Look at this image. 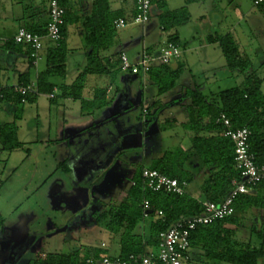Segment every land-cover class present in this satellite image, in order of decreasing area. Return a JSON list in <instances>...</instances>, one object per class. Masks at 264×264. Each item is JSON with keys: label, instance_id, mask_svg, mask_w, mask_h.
I'll return each mask as SVG.
<instances>
[{"label": "rangeland", "instance_id": "rangeland-1", "mask_svg": "<svg viewBox=\"0 0 264 264\" xmlns=\"http://www.w3.org/2000/svg\"><path fill=\"white\" fill-rule=\"evenodd\" d=\"M178 9H186L189 18L169 31L170 38H176L182 47L181 57L170 64L174 69L179 63L182 72L169 91L158 94L148 75L121 72L119 65L109 76L88 75L85 79L82 99H89L92 87L104 85L108 89L105 106L88 104L82 109L81 99L62 97L60 88L75 81L86 66L89 51L77 25L69 22L66 75L51 79L56 85L52 93L55 99L39 94L34 102L20 107L0 103L4 108L0 110L1 125L6 121L7 108L16 114L12 122L20 142L13 150L2 152L7 166H15V170H0V236L3 224H15L24 213L33 215L27 227L37 232L36 244L19 264H27L39 252L83 254L97 250L100 257L118 256L114 250L118 240L106 230L108 208L124 199L131 185V167L148 166L151 159L176 150L181 135L192 134L180 124L187 119L182 105L191 102L186 91L196 89L210 99L220 91L243 86L244 79L253 74L264 93V5L255 6L253 0H154L149 20L115 29L105 54L118 58L123 53L130 63L138 61L143 49L157 56L168 40V34L160 29L159 15ZM133 14L125 15L128 22ZM215 33L230 34L240 53L252 62L247 72L228 68L219 46L206 40L208 34ZM170 118H176L177 124L166 123ZM81 171L85 173L81 175ZM56 179L60 182H54ZM198 183L197 179L189 182L187 193L203 198ZM52 190L63 192L60 195L66 200L51 198ZM155 217L154 212L145 218L135 232H141L143 226L147 230ZM256 229L264 231V226ZM249 231L248 223L238 228L236 238L247 241ZM253 238L255 244L261 241L256 233ZM148 250L157 253L155 248ZM187 264H200L199 258ZM257 264H264V258Z\"/></svg>", "mask_w": 264, "mask_h": 264}, {"label": "trees", "instance_id": "trees-1", "mask_svg": "<svg viewBox=\"0 0 264 264\" xmlns=\"http://www.w3.org/2000/svg\"><path fill=\"white\" fill-rule=\"evenodd\" d=\"M153 1L151 0V4ZM60 5L65 9L64 24L61 29L62 39L56 44L51 43V47L47 49L45 68L38 74L35 91L21 96L14 91L16 86L1 88L0 102H12L17 107L25 103H32L41 93L48 95L53 93L56 85L52 82V77H65L66 25L69 22H77L78 19H74L73 15L81 12L82 9L75 8L73 11V8L68 6L67 0H60ZM120 13L119 10H110L109 0H94L92 14L83 19L81 23L82 37L85 45L89 48L86 54V66L71 85H64L60 89L64 98L81 99L82 109L88 104L89 106L94 104L97 108L107 104L105 88L97 87L92 99H82L81 94L88 75L109 76L113 73L110 68L121 66L120 55L115 58L112 55L108 57L99 53L108 50L111 46L116 29L114 21L123 16ZM159 16L160 29L164 34H168L167 42L179 45L176 38H170L169 31L188 20L186 9L168 11ZM26 29L42 37L46 35V24ZM206 40L219 46L229 69H239L244 73L252 67L251 60L240 53L230 34H208ZM17 45L27 47L29 62L32 63L30 46ZM172 63L175 61L170 64ZM170 64L155 62L146 73L149 80L156 85L158 94L172 89L182 72L179 63L174 69L170 67ZM135 75H141V73ZM28 84H30L28 74H21L17 86ZM259 84L260 80L256 77L253 78L252 74L244 79L243 86L220 91L210 99L196 89L186 91V94L191 97V102L185 108L187 119L183 127L194 132L190 139V145L186 149L178 147L174 151L164 152L161 157L151 161L149 168L168 177L177 178L180 183L187 184L194 179L193 168L196 167L195 165H199L200 169L204 171L208 169V174L200 184L201 196L204 201H222L231 191L232 181L240 180V176L234 167V143L222 134V125L215 121L221 113H224L233 128L248 127L251 131L248 140L249 150L254 154L257 165L264 164V93L261 92ZM22 98L24 102L21 101ZM49 99L53 100L55 96L53 95ZM18 110L21 111V109ZM14 118H16V114ZM169 122L173 121H166V123ZM208 131H214L215 134L206 135L203 133ZM0 141L3 147L9 151L20 145L14 122L4 123L0 126ZM141 171V166L135 169L131 178L133 184L127 189L124 199L117 205H111L107 211L106 230L117 238L118 257L122 259L128 258L129 255L142 256L150 253L148 248L157 249L160 232L166 230L180 216L197 215L203 210L204 201L195 199L189 193L177 195L164 191H152L142 178ZM145 200L150 205L148 212L142 208ZM233 207L235 212L232 216L214 221L206 226H200L191 232L190 251L193 252V255H198L200 264H257L264 258V231L262 229L257 231L253 226L251 236L253 237V234L256 233L257 238L261 240L255 244V240L245 242L237 239L236 232L226 227V224L236 226L240 224L235 215L236 212L240 213L249 209L264 210V182L254 186L250 193L239 195L235 199ZM157 211H161L160 216L157 215ZM154 212L156 217L149 222L147 230L143 226L141 232H135V227ZM79 252L47 253L43 258L35 259L29 264H87L86 261L89 258H100L97 250H87L83 254Z\"/></svg>", "mask_w": 264, "mask_h": 264}, {"label": "built area", "instance_id": "built-area-1", "mask_svg": "<svg viewBox=\"0 0 264 264\" xmlns=\"http://www.w3.org/2000/svg\"><path fill=\"white\" fill-rule=\"evenodd\" d=\"M253 4L255 6L263 5L264 0H253ZM150 8L151 0H135L134 14L130 22L124 18H118L114 21L115 28L121 29L129 24H145L150 17ZM64 14L65 9L60 5V0H47V23L44 37L28 31L24 26L18 27L13 41L16 44L30 46L32 64L35 65L37 62L38 53L43 47V38L54 44L62 39L61 29L64 24ZM181 54L182 47L173 42H166L157 56L150 55L143 49L136 63H130L122 53L120 54V70L131 74L141 73L145 76L155 62L170 64L178 60ZM35 86V83L16 86L14 91L25 96L29 92L35 91ZM49 97L52 98L53 94H50ZM21 101L24 102V99L22 98ZM215 122L222 125V134L234 143V167L239 173L240 180L232 181V189L229 194L220 202L204 201L200 214L180 216L166 230L160 232L156 254L150 252L142 256L129 255L126 259L118 256L89 258L86 261L87 264H187L190 260L189 239L191 232L200 226H206L214 221L232 216L235 212L233 207L235 199L241 194L250 193L254 186L264 182V164L257 165L254 154L249 150L248 140L251 135L249 128L246 126L233 128L224 113H221ZM141 176L152 191H164L177 195L185 193L187 183H180L177 178L168 177L155 169L142 168ZM244 178L245 180H243ZM131 184H133L132 181ZM142 208L148 212L150 210L149 202L145 200ZM157 215L160 216L161 211H157Z\"/></svg>", "mask_w": 264, "mask_h": 264}, {"label": "crops", "instance_id": "crops-1", "mask_svg": "<svg viewBox=\"0 0 264 264\" xmlns=\"http://www.w3.org/2000/svg\"><path fill=\"white\" fill-rule=\"evenodd\" d=\"M93 1L94 0H67L68 6L72 7L73 11L75 8L82 9L81 12L75 13L73 15L74 19H78L77 22H74V23L77 25L78 31L80 32L81 36H83V32L81 29V23L83 19L89 17L92 14ZM123 5L126 7H123ZM134 5H135V0H109V7L111 11L119 10L123 12L124 15L120 16L119 18L127 19L125 16L126 14L132 15L133 14L132 12H134ZM46 21H47L46 1L45 3L40 4L38 0H0V89L11 87V86H17V84L19 83L20 75L24 73L28 74L30 83L36 82L39 72H41L45 68V55H46L47 49L51 47V44H48L47 42L48 40L46 41L45 39L44 45L41 49L43 51V54H40V51H41L40 50L38 53L37 62L34 65L29 62L27 47L17 45L16 43L12 41V39L18 27L24 26L28 29L30 28L33 29L40 25L45 26ZM99 53L102 55H107L105 54L104 51H100ZM107 56L109 57L110 55H107ZM42 57H43V64H41ZM115 68H119V67L115 66L114 68H110V69H112L111 71H115L114 70ZM96 88L92 87V90H95ZM98 88H105L108 92L107 87H105L104 85ZM55 89L56 87L54 88V90ZM93 93L94 92H92V94L91 93L89 94L88 96L89 99H92ZM41 94L48 95L47 93H41ZM48 98H49V95H48ZM187 105L189 104L182 105V109L184 111ZM0 110L2 111L4 110V108L1 107V104H0ZM6 111L8 114L6 115L5 123L6 122L11 123L12 121H14V116H13L14 113L12 112L10 108H7ZM167 120L173 121L171 122L173 124H177L176 118H170ZM180 124L181 126H183L184 122H181ZM0 126H1V121H0ZM185 131H190V130L185 129ZM203 133L206 135L215 134L214 131H208V132H203ZM193 135H194V132H192V134L184 133L183 135H181L180 137L181 138L183 137V139H181L178 147L182 149L188 148V146L190 145V142H188V140L190 141ZM5 151L6 149L3 147L0 141V155H1L0 156V170L7 171V173H11L15 170V166H7V162L5 163V160L2 159V156H3L2 152H5ZM153 159L149 161V165ZM149 165L147 166L144 164H139L135 167H131L130 177L132 178L136 168L140 166L141 168H149ZM195 166L196 167L193 168V173L195 174L194 179L198 180L199 190H200V184L202 180L205 178V176L208 174V169L204 171L200 169L199 165H195ZM0 173H3V172H0ZM84 173H85L84 171L80 172L81 175H83ZM58 180L59 179H56L54 182L57 183ZM187 189L188 187H186L185 189L186 193H187ZM60 193L62 194L63 192L52 190V194L49 196L54 199L63 198V200H66V198H64L65 196L62 197ZM189 194L197 200L204 201L203 198L196 197L192 193H189ZM61 201L62 200H60V202ZM64 205H66V203H64ZM236 213L237 214L235 215L238 217V221L240 224L238 226L232 225V224H226V227L229 229H233L236 232L238 228L245 227V225L249 223L250 231L248 233L249 238L247 241L254 240V238L251 236V231L253 230V226L259 227V228L264 226V210L263 209H260V210L249 209L244 212H240V213L236 212ZM21 215H22L21 216L22 219L17 220L15 224H11L8 226L3 224L4 229L3 231H1L2 234L0 236V244L2 247V249L0 250V259H1L0 264H19L20 260L23 259V256L26 255V253L28 254L29 251L32 249V247L37 242V238L35 236L37 232L33 233L31 231V228L27 227V224L29 220L33 217V215L31 216L28 213L27 214L24 213ZM58 229H56V232H58L57 231ZM47 230L50 231L52 230V228L51 227L47 228ZM101 247H105V244L101 243ZM114 250L117 252V255H118L119 254V244L117 248L115 247ZM189 253H190L191 261L192 259H195L198 256V255L195 256V254L193 255L192 251H190ZM44 255L45 254L42 252L34 253V259L28 260L27 264H29L31 261L35 259L43 258Z\"/></svg>", "mask_w": 264, "mask_h": 264}, {"label": "water", "instance_id": "water-1", "mask_svg": "<svg viewBox=\"0 0 264 264\" xmlns=\"http://www.w3.org/2000/svg\"><path fill=\"white\" fill-rule=\"evenodd\" d=\"M243 180H245V178Z\"/></svg>", "mask_w": 264, "mask_h": 264}]
</instances>
